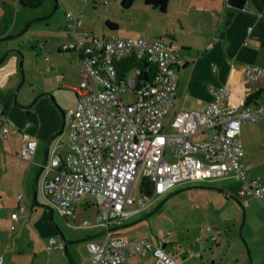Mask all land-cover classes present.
Here are the masks:
<instances>
[{"label":"built area","instance_id":"built-area-1","mask_svg":"<svg viewBox=\"0 0 264 264\" xmlns=\"http://www.w3.org/2000/svg\"><path fill=\"white\" fill-rule=\"evenodd\" d=\"M65 19L70 39L59 49L75 54L80 80L73 88L75 106L63 114L59 148L65 150L63 154L57 151L46 166L54 173L43 180V193L63 216L74 217L73 204L77 202L96 208L92 220L80 223L104 228L99 241L86 242L91 264H129L132 254L148 253L155 264H179L175 255L162 247L168 232L159 235L156 242L126 240L110 232L111 227L146 208L150 196L163 195L184 182L229 176L240 183L237 196L242 206L249 199L264 198V185L246 178L239 138L242 124L264 119V98L255 104H231L230 89L221 84L209 88L211 100L202 110H176L164 125L163 117L175 98V69L184 65L186 58L158 40L87 31L79 10L67 11ZM125 58L151 63V79L139 80L136 65L120 72L116 63ZM61 79L62 75H56L57 81ZM242 79L245 83L264 82V66L246 64ZM123 91L133 94L132 102L121 100ZM9 132L6 121H1L0 143ZM20 136L18 157L29 162L36 140L22 129ZM140 177V185L148 179L152 191L146 196L139 185L140 197L135 201L132 191ZM17 201L16 210L10 214L13 222L25 210L23 194H17ZM204 230L218 233L209 225ZM209 239L215 242V233ZM56 246L64 248L62 242Z\"/></svg>","mask_w":264,"mask_h":264},{"label":"crops","instance_id":"crops-1","mask_svg":"<svg viewBox=\"0 0 264 264\" xmlns=\"http://www.w3.org/2000/svg\"><path fill=\"white\" fill-rule=\"evenodd\" d=\"M14 1L18 3L19 0ZM135 1L139 2L141 13L158 12L164 18V22L159 28L152 30L147 40L161 41L169 50L186 58V63L175 69L178 77L173 110H202L211 100L209 88H216L225 83L230 89L228 101L231 104L243 103L249 95H255L249 103L255 104L263 100L264 82L245 83L242 70L246 64L264 66V0H165L163 11L145 0ZM133 3L134 0H130L124 7L129 10ZM0 11L1 16V3ZM9 33L8 28L6 35ZM60 34L67 35L70 39L65 25ZM136 35L123 34L117 37L132 38ZM59 47L60 45L57 53H51V58L45 56L44 62L48 65L44 66L43 75L48 78V72L56 65L60 66L65 73L54 74L52 80L68 91L62 92L55 88L52 91L44 85L33 93L32 100V95L28 97L24 94L17 105L8 103L10 89L18 81L15 49L6 48L8 52L0 62V104L4 105V108L0 105V122L5 120L10 128L8 137L0 143V264H91L86 242L99 241L104 230L101 225L80 226L82 220L87 219L79 221L82 214L92 209V215L88 218L92 220L96 213L93 205L83 201L73 204L74 217L63 216L53 208L64 223L76 229L75 231L66 227L52 228L45 220L44 212L32 213L34 209L29 200V193H32L31 198L35 202L37 188L43 193V180L50 178L54 173V170L46 168L50 159L57 151L63 154L65 150V147L59 148L63 114L74 108L73 88L80 80L76 56V66L63 67L61 60L64 55ZM70 54L73 53L69 52V56ZM73 67H76L74 79L71 77ZM59 74L62 79L57 81L56 75ZM64 80L68 84L64 83ZM17 91L15 90L13 95L14 101ZM51 93L55 94L54 98L49 95ZM21 129L36 140L35 150L29 162H24L18 157ZM239 135L243 146L242 160L246 169H249L255 161L254 146L264 144V119L242 124ZM48 173L51 175L48 176ZM221 178L232 180L224 187L227 192L233 191V194L237 195L240 183L229 176ZM249 179L259 181L257 177ZM260 183L264 185V181ZM20 193L24 196L25 210L16 222H13L10 214L17 208V194ZM204 199L206 202L201 208L209 212L211 200L206 195ZM77 209L81 213H76ZM247 211L251 217L258 215L262 220L243 236L245 245L232 236L227 226L221 229L219 224L214 227L218 229V233L204 230L206 235L197 236L189 243L173 244L172 240L166 239L170 235L168 234L162 247L166 252L174 254L179 264H264V198L249 199ZM51 214L49 209L50 218ZM122 221L112 226L110 232L122 237L117 233L123 226ZM10 225H14L13 230ZM214 233L216 240L212 242L209 238ZM139 239L151 241L143 237L126 240ZM59 242L64 244L63 249L56 246ZM128 263L155 264V259L150 253L143 256L132 254Z\"/></svg>","mask_w":264,"mask_h":264},{"label":"rangeland","instance_id":"rangeland-1","mask_svg":"<svg viewBox=\"0 0 264 264\" xmlns=\"http://www.w3.org/2000/svg\"><path fill=\"white\" fill-rule=\"evenodd\" d=\"M3 1H9V4H7L12 13L9 35L20 32L29 20L38 18V20L31 22L19 36L0 40L1 55L7 51L6 48L10 47L16 50L14 55L17 57L16 75L18 81L10 89L8 97V103L13 105L20 104L24 94L28 97L32 95L30 99L32 100L34 98L33 93H36L44 85H47L52 91L53 88L62 92L68 91L61 84L52 80L54 74L65 73L62 68H59L60 66L56 65L52 71L48 72L50 77L47 78L43 75L44 66L48 65L44 62L45 56L51 58V53H57L58 46L69 40L67 35L60 34L66 24L64 15L67 11H81L84 29L100 36H107V34L115 36L137 34L132 38L139 36L137 38L147 39L152 30L159 28L158 26L164 22V18L158 12L145 11L141 13V6L135 0L129 10L122 5L121 0H89L86 3L83 0H23V4L36 5L34 7L21 5L14 0H0V3H3ZM54 1H56V7L51 13ZM107 21L114 23L115 27L108 28L106 26ZM61 54L64 55L61 60L63 67L72 68V66H76L74 53L70 56L69 51ZM20 56L23 82L18 88L16 101H14L13 95L21 77L19 69ZM74 68L76 67H73L71 75L73 79L75 77ZM175 73L177 78V72ZM64 83H67V81L64 80ZM49 95L53 98L55 96L54 93ZM133 99L134 96L130 92L123 91L121 93V100L124 103H130ZM2 108H4V105H2ZM174 112L175 110L171 108L169 113L163 117L164 125L170 121ZM254 148L253 157L255 161L249 169H246V178L257 177L262 182L264 181V144L255 145ZM167 159L169 161L173 160L171 156H167ZM50 175L51 173H48V176ZM141 179L142 177L139 178V182ZM231 181L228 178L216 177L205 179L202 182H184L171 188L163 195L150 196L146 208L135 215L124 218L122 221L123 226L118 229L117 233L125 239L143 237L156 242L159 235L168 232L170 235L166 239L172 240L173 244L177 242L189 243L197 236L206 235L203 232L206 226L215 227V225L220 224L221 229L227 226L232 236L241 240L244 244L243 236L247 235L251 228L256 227L262 218L258 215L251 217L247 211L248 204L245 207L242 206L233 191L231 193L225 190L224 186ZM138 186L137 184L132 191V197L135 201L140 197ZM31 195L32 193H29V200L34 209L32 213L44 212L45 220L52 228L64 229L66 227L71 231L76 230L64 223L58 212L53 209V205L49 203L48 197L41 192L39 187L36 191L35 202L32 200ZM205 195L211 200L209 212L201 208L206 202ZM49 209L52 211L51 218L49 217ZM92 212L91 209L82 214L79 221L83 218L88 219ZM76 213L81 212L77 209ZM34 231L36 232V230Z\"/></svg>","mask_w":264,"mask_h":264},{"label":"trees","instance_id":"trees-1","mask_svg":"<svg viewBox=\"0 0 264 264\" xmlns=\"http://www.w3.org/2000/svg\"><path fill=\"white\" fill-rule=\"evenodd\" d=\"M130 0H121L122 5L126 6V3H129ZM146 3L151 4L153 7L158 8L159 10L163 11L165 7V0H145ZM2 13L0 16V40H3L5 36H7V30L10 26L11 22V9L7 3H1ZM106 26L108 28H114L115 24L112 22L107 21ZM126 59V62H125ZM122 62L116 63L117 69L120 72H124L127 68L136 65L140 69V75L138 76L139 80L141 81H148L151 79L153 75V65L148 61L141 59L140 61L133 60L131 58H125ZM124 62V64H122ZM255 98V95H249L245 99V103H249L252 99Z\"/></svg>","mask_w":264,"mask_h":264},{"label":"water","instance_id":"water-1","mask_svg":"<svg viewBox=\"0 0 264 264\" xmlns=\"http://www.w3.org/2000/svg\"><path fill=\"white\" fill-rule=\"evenodd\" d=\"M18 3L21 4V5H24V6H29V7H34V6H36V5H25V4H23V0H19ZM55 7H56V1H54V6H53V8H52V10H51V13H52L53 10L55 9ZM51 13H50V14H51ZM50 14H49V15H50ZM49 15H47V16H49ZM47 16H46V17H47ZM34 20H38V18H37V19L29 20L20 32H18V33H16V34H13V35L5 36V37L3 38V40H7V39H11V38H14V37L19 36L20 34H22V33L26 30V28L29 26V24H30L31 22H33ZM15 51H16V50H15ZM7 52H8V51H6V52L2 55V57L0 58V62L3 60V58H4V56L7 54ZM19 69H20L21 77H20V81H19V83H18V85H17V87H16V91H17L19 85L23 82V72H22V70H21V56H20V58H19ZM62 128H63V125H62ZM44 163H45V161H44ZM141 188H142V190H143V193H144L146 196H150L152 190H151L150 182H149L148 179H144V180L141 182Z\"/></svg>","mask_w":264,"mask_h":264},{"label":"flooded vegetation","instance_id":"flooded-vegetation-1","mask_svg":"<svg viewBox=\"0 0 264 264\" xmlns=\"http://www.w3.org/2000/svg\"><path fill=\"white\" fill-rule=\"evenodd\" d=\"M138 185H140V182L138 183ZM141 186V185H140Z\"/></svg>","mask_w":264,"mask_h":264}]
</instances>
